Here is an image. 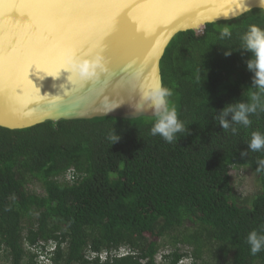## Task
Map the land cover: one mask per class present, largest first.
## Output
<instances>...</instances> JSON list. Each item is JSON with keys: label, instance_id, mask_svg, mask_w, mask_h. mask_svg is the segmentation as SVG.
Segmentation results:
<instances>
[{"label": "trees", "instance_id": "16d2710c", "mask_svg": "<svg viewBox=\"0 0 264 264\" xmlns=\"http://www.w3.org/2000/svg\"><path fill=\"white\" fill-rule=\"evenodd\" d=\"M252 24L264 28V11L179 32L166 47L161 78L190 129L177 143L150 134L155 116L0 126V264H38L49 244L51 264H264L246 242L264 225V151L247 148L264 111L235 135L213 119L256 91L240 50Z\"/></svg>", "mask_w": 264, "mask_h": 264}, {"label": "water", "instance_id": "95a60500", "mask_svg": "<svg viewBox=\"0 0 264 264\" xmlns=\"http://www.w3.org/2000/svg\"><path fill=\"white\" fill-rule=\"evenodd\" d=\"M253 9L264 11V0H66L50 9L36 0H0V126L154 116L142 92L162 79L160 60L172 38ZM117 20L103 54L108 71L68 81L59 71L64 47L81 34L98 42Z\"/></svg>", "mask_w": 264, "mask_h": 264}, {"label": "clouds", "instance_id": "9594fccd", "mask_svg": "<svg viewBox=\"0 0 264 264\" xmlns=\"http://www.w3.org/2000/svg\"><path fill=\"white\" fill-rule=\"evenodd\" d=\"M231 32L225 28L221 37H230ZM241 48L250 53L246 60V67L252 76V86L256 91L252 92L247 101H237L226 104L213 117L218 121L222 130H230L233 135L238 131L237 126L245 128L252 124L250 117L259 111H264V28L252 24L241 35ZM228 50L224 54L231 55ZM67 71L70 81L73 76L88 81L108 71L104 61V56L100 51H93L89 54L79 57L75 53H69L66 56L65 66L60 68ZM51 76V75H48ZM199 80V76L197 77ZM174 95L173 90L164 85L162 79L157 78L155 83L146 86L142 92L144 103L148 104L156 117L150 128L152 136H160L166 143H177L179 139L190 134V129L180 119L177 109L171 103L170 98ZM137 110H143V105H138ZM120 136L115 133L109 136L112 144L120 140ZM247 148L253 152L264 151V133L254 131L248 142ZM240 155L246 156L247 151H242ZM257 170H264V159L257 162ZM246 242L250 248V254L256 255L264 251V225L259 229H253L247 235Z\"/></svg>", "mask_w": 264, "mask_h": 264}, {"label": "snow or ice", "instance_id": "6c2138e0", "mask_svg": "<svg viewBox=\"0 0 264 264\" xmlns=\"http://www.w3.org/2000/svg\"><path fill=\"white\" fill-rule=\"evenodd\" d=\"M36 2L38 8L50 9L65 4L66 0H36ZM118 27L119 20L115 22L112 32L101 38L98 42H93L86 34H81L64 47L63 51L60 53L61 57L67 56L69 53H75L77 56L83 57L93 51H100L102 54H106L111 35L115 34ZM28 67L31 68L32 65L30 64ZM62 67H64L63 64L60 65V68Z\"/></svg>", "mask_w": 264, "mask_h": 264}, {"label": "built area", "instance_id": "2783aa9c", "mask_svg": "<svg viewBox=\"0 0 264 264\" xmlns=\"http://www.w3.org/2000/svg\"><path fill=\"white\" fill-rule=\"evenodd\" d=\"M54 250V245L49 244L45 248H36V253H37V262L38 264H51V253ZM122 250V249H120ZM127 251H124L123 253H126ZM97 255V253H91L90 258H93ZM98 257L100 258L101 261L105 260L106 254L105 252L98 253ZM187 259L183 260V262H186Z\"/></svg>", "mask_w": 264, "mask_h": 264}, {"label": "rangeland", "instance_id": "374dc122", "mask_svg": "<svg viewBox=\"0 0 264 264\" xmlns=\"http://www.w3.org/2000/svg\"><path fill=\"white\" fill-rule=\"evenodd\" d=\"M237 172L238 171L235 170V169L231 170V174H232V177H233V179H234L235 182H237L238 179H239V176H238V173Z\"/></svg>", "mask_w": 264, "mask_h": 264}]
</instances>
